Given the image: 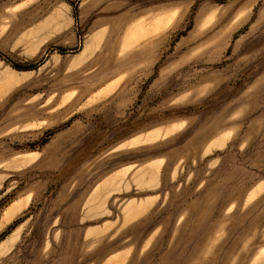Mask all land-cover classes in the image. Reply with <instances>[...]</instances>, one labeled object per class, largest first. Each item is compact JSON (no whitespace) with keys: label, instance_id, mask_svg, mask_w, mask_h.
Returning <instances> with one entry per match:
<instances>
[{"label":"rangeland","instance_id":"1","mask_svg":"<svg viewBox=\"0 0 264 264\" xmlns=\"http://www.w3.org/2000/svg\"><path fill=\"white\" fill-rule=\"evenodd\" d=\"M1 218L0 264H264V0H0Z\"/></svg>","mask_w":264,"mask_h":264},{"label":"crops","instance_id":"2","mask_svg":"<svg viewBox=\"0 0 264 264\" xmlns=\"http://www.w3.org/2000/svg\"><path fill=\"white\" fill-rule=\"evenodd\" d=\"M83 52H84V50H83ZM83 52H82V53H83ZM11 71H12L11 73L13 74V79H14L15 81L23 80V79L28 75L25 71L18 72V71L14 70V69H11ZM23 157L25 158V157H26V154H20V155H18L17 157L12 158V160L10 161V163H12L14 166H23V165L27 162V159H25L24 162L20 161V159L23 158ZM21 202H23V203L26 202V203H25L24 206L21 207L20 210L17 211V212L12 216V218H10L8 221H10V220L13 219L16 215H18L19 213H21V211H22V210L28 205V203H29V199H27V198H26V199L18 198V199L13 200L12 202H10V203L6 206V208L4 209V211H5L7 208H9L10 206H14V205H16V204H18V203H21ZM4 211H3V213H4ZM2 215H3V214H2ZM8 221H4V222H2V218H1L0 225L5 224V223L8 222ZM17 236H18V232H13L8 238L4 239V240L2 241V243L0 244V253L3 252V251H5V250H7V249L9 248V246H10L12 243L15 242ZM11 237L13 238L12 241H10V242L7 244L8 240H10Z\"/></svg>","mask_w":264,"mask_h":264},{"label":"trees","instance_id":"3","mask_svg":"<svg viewBox=\"0 0 264 264\" xmlns=\"http://www.w3.org/2000/svg\"><path fill=\"white\" fill-rule=\"evenodd\" d=\"M15 67L18 69H30L31 65H15ZM11 226L9 225L8 228H10Z\"/></svg>","mask_w":264,"mask_h":264}]
</instances>
